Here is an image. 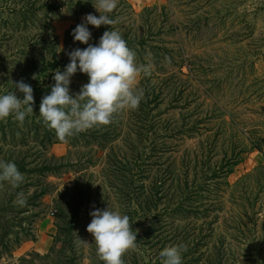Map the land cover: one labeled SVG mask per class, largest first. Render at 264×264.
I'll return each mask as SVG.
<instances>
[{
	"label": "rangeland",
	"instance_id": "374dc122",
	"mask_svg": "<svg viewBox=\"0 0 264 264\" xmlns=\"http://www.w3.org/2000/svg\"><path fill=\"white\" fill-rule=\"evenodd\" d=\"M88 2L0 0V94L21 80L51 88L65 67L29 68L80 47L72 30L100 15ZM109 15L138 40L128 45L137 64L152 65L138 77L143 99L64 142L39 117L51 89L34 95L39 122L0 121V160L27 167L18 192L27 205L3 214L12 222L0 264H103L86 229L90 212L108 206L138 230L124 264H158L171 245L185 246L183 264H264V153L253 144L264 133V0H119ZM88 28L92 44L111 26ZM76 74L72 94L88 82ZM18 193L5 183L0 203Z\"/></svg>",
	"mask_w": 264,
	"mask_h": 264
},
{
	"label": "clouds",
	"instance_id": "9594fccd",
	"mask_svg": "<svg viewBox=\"0 0 264 264\" xmlns=\"http://www.w3.org/2000/svg\"><path fill=\"white\" fill-rule=\"evenodd\" d=\"M119 0H96L93 3L100 13L97 17L86 14L73 30L74 41L88 45L68 52L70 63L63 72L56 70L55 83L49 94L42 97L39 117L43 125L55 132L59 141H66L82 132L111 124L125 110H137L144 92L138 87V77L152 74L151 64H137L136 52L113 26L118 22L110 18ZM99 28L110 25L98 44H89L92 33L88 25ZM87 74L88 82L78 93L70 91L71 77L77 72ZM15 91L0 94V121L12 116L22 127L27 116L33 114V88L23 80L13 82ZM19 94V95H18ZM22 94V98L21 95ZM19 135V133H18ZM25 182V176L11 161L0 160V187L7 183L12 189ZM15 205L25 207L24 193L17 194ZM87 231L93 236L97 258L103 264H124L123 256L137 247V232L133 231L128 215L109 206L90 212ZM184 245H171L159 252L161 264H183Z\"/></svg>",
	"mask_w": 264,
	"mask_h": 264
},
{
	"label": "trees",
	"instance_id": "16d2710c",
	"mask_svg": "<svg viewBox=\"0 0 264 264\" xmlns=\"http://www.w3.org/2000/svg\"><path fill=\"white\" fill-rule=\"evenodd\" d=\"M85 1L88 2L89 0H85ZM88 3H92V0H90ZM46 4L51 9H55L57 7V5H55V3L54 4L46 3ZM83 9H84L83 12H87L86 10H89V9L85 10V8H83ZM102 34H103V29H102V31H100V33H98V35H95L97 40L95 41V43H92L93 45L98 44L99 38L102 36ZM124 39L127 42V45H131V46H135L136 43L138 42V40H136V39H131V40L128 39V38H124ZM139 40H141V38ZM142 42H145V39H143ZM52 44H55V43H52ZM87 46L88 45H86V44H81L80 47H78V48L83 49V48H86ZM51 58L52 59L50 61H48L47 64L43 63L42 66L37 64V65L32 66L31 68H29V74L31 75L34 72V74H36L38 76L39 75L42 76V74H44V72L50 67H54V68L61 67V68H64L68 63H70V58H69L68 54L66 56H61V57H56V55L53 54V56H51ZM76 73H78V75L84 76V78L88 77L87 74L82 73L79 70ZM78 75L76 74L75 76H78ZM37 79H39V78H37ZM38 84H40V81L32 82V84H30V86L33 88V95H35L37 93H41L42 91L49 92L48 89H51V88H48L47 90L43 89V88L39 89ZM30 118L35 121V118L32 115H31ZM36 122H39V121H35V123ZM37 128L31 126V128L28 129L29 134L31 135L33 132H36V130H38ZM46 136H47V138H49V133L46 134ZM51 138H49L47 140L51 141ZM253 144L256 147H258L259 149H261L263 151V153H264V146H263L264 145V133L257 134L256 138L255 137L253 138ZM8 161L14 162L17 165V167H18L20 172L21 171L22 172L27 171V167H26V164L24 163V161H21L19 159H12V158L6 160V162H8ZM43 166H44V168H48V169H50V167H51V165H47L46 163H44ZM21 189H22V184L16 189H12L10 187V193L16 194ZM4 191H6V190H4ZM15 206L16 205L11 201L10 197H9V199L6 200V202L4 201V202L0 203V240L3 239V237L6 235L7 232L9 233L10 227L8 228V225L11 224V222H12L11 219L7 218L3 214L7 213V212H11L12 211L11 208H13ZM175 209H176V211L178 213L182 212L184 214L185 209L183 208L181 203L179 205H177V207ZM20 211H23V210H20ZM158 251H159V249H158ZM182 255H184V254H182ZM158 260H160L159 255H158V258H157V263L161 264V261H158ZM213 263H214V261L213 262L211 261L210 264H213ZM216 263L222 264L221 258H220V260L217 259Z\"/></svg>",
	"mask_w": 264,
	"mask_h": 264
}]
</instances>
